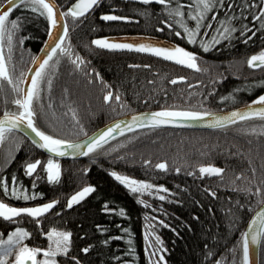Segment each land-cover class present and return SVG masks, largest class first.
Returning <instances> with one entry per match:
<instances>
[{
  "label": "trees",
  "instance_id": "1",
  "mask_svg": "<svg viewBox=\"0 0 264 264\" xmlns=\"http://www.w3.org/2000/svg\"><path fill=\"white\" fill-rule=\"evenodd\" d=\"M56 1L66 11L75 0ZM192 2L194 0H180L186 16ZM244 2L251 4L252 0ZM3 3L4 0H0V4ZM228 3H234L235 8H227ZM240 3L241 0H224V7L213 9L215 19L209 12L206 20L212 23L202 25L195 43H188L183 29L174 20L171 21L174 30L167 27L164 21L168 20V15L162 11L158 0H150L147 5L142 0H100L83 17L73 20L69 16L65 43L71 44L73 53L79 54L83 63L77 69L73 64L75 55L71 59L61 57L51 89L46 81L42 84L40 103L44 107L41 110L37 105V126L76 140L130 112L164 107L199 109L201 104L210 111H220L251 103L264 94V83H261L264 65L252 67L247 59L264 49V31L260 29L259 20H251L252 12L258 10L259 0L256 9L247 11L243 20H240V13L244 11ZM145 10L147 15L142 14ZM102 13L129 19L104 20ZM225 13L234 16L237 24H249L245 36H251V40L242 38L237 28L231 39L213 41L218 20ZM17 16L23 18V24L13 44L12 58L7 61L13 77L26 73L47 36L48 27L46 18L30 8L17 6L10 17ZM188 23L193 26L195 22L188 18ZM176 31L181 35L177 36ZM123 33L150 34L173 40L197 53L199 67L192 69L154 54L109 49L91 43L100 36ZM20 36L25 37L22 44L18 42ZM201 40L209 44L207 51L201 47ZM3 51L7 57V46ZM93 70L99 72V79ZM176 76L186 79L173 83ZM0 83L3 85L0 114L6 109L16 111L17 106L11 103L14 98L11 85L6 81ZM117 90L119 101L114 98ZM108 91L114 95L106 102L103 97ZM230 93L235 96L234 101L220 100ZM69 109L75 110V119ZM253 126L256 132L243 131ZM262 126L264 120L255 117L217 129L159 127L132 131L84 158L59 160L61 176L58 182L47 180L42 165L37 166L33 175L26 174L25 162L36 158L45 162L48 156L22 134L13 131L0 143V176L6 178L9 188L14 175L15 184L30 197L33 192L43 195L24 201L6 196L0 188V200L11 205H29L57 199L58 204L43 214L40 225L27 214L11 220L0 218V237L6 238L8 231L23 227L30 233L25 240L28 245L47 247L48 238L43 233L55 227L71 233L69 251L66 255L57 254L58 264H76L73 256L82 264H118V261L120 264L124 261L148 264L144 233L146 223H150L163 240L167 264H216V261L234 264L237 257L240 264L242 250L234 246L252 213L260 206L257 201L261 197L239 189L251 187L254 192L259 186L264 191ZM162 161L167 168L157 169L155 165ZM201 164H212L224 171L201 174ZM177 168L180 170L176 171ZM112 171L163 184L168 191L160 190L158 195L152 192L134 194L111 175ZM85 184H92L94 191L66 207L68 197ZM137 196L147 204L139 203ZM160 196L165 199L161 200ZM105 207L109 211H105ZM121 208L125 210L123 216L119 212ZM146 216L151 217L147 222ZM159 220H163L164 225H160ZM125 229L132 234L131 246L127 243ZM89 245V251L83 252L82 249ZM260 264H264V238L260 246Z\"/></svg>",
  "mask_w": 264,
  "mask_h": 264
},
{
  "label": "snow or ice",
  "instance_id": "2",
  "mask_svg": "<svg viewBox=\"0 0 264 264\" xmlns=\"http://www.w3.org/2000/svg\"><path fill=\"white\" fill-rule=\"evenodd\" d=\"M147 5L150 0H142ZM162 5V11L167 13L168 20L164 23L169 29L174 30V25L171 21H175L179 25L186 36L188 43H195L198 38V33L202 29V25L207 23L209 26L212 21L206 20L209 12H211L213 18H216V13L213 9L224 7V0H194L189 3L187 16L184 13V5L180 3V0H158ZM98 3V0H75L71 6L67 7L66 11H61L59 6L55 3V0H4L3 4H0V81H6L11 85V92L14 94V98L11 103L17 106L16 111L5 110L3 115L0 116V143L7 139V134L14 130L21 129L25 125L27 129H30L34 133L32 138V144L38 146L40 149H46L49 153L46 162L40 158H36L31 162H25L23 167L26 174L33 175L34 170L38 165H42L46 171L47 180L49 182H58L61 176V164L59 159L54 157L63 156H75L77 153L81 155H88L94 153L96 149H99L102 144L107 143L112 138L113 132L117 135L122 131H129L131 127L142 128L145 126L157 127L160 125H169L182 123L189 120H200L204 123L211 125L212 127L225 128L228 125H235L237 121L244 122L252 117H259L264 120V94L256 97L249 105L243 108L233 109L226 113L212 112L200 105L199 109L179 108V107H164L158 111H152L149 113H137L132 115L131 118L125 122L116 120L103 130H98L87 143L83 141L77 142L69 138L68 136H60L55 132H48L41 127L37 126V105L42 110L44 105L40 103L42 100V84L46 81L48 89L52 87V77L55 72V68L60 63L61 57L66 56L69 59L73 55L76 59L73 61L75 68L79 69L83 63V58L77 53H73L70 43H65L68 39V23L67 18L70 16L75 20L76 18L83 17L85 13H88L90 9ZM21 5L25 8H30L38 14L43 16L47 21V35L48 39L44 42V48L41 50L42 55H36L32 57V62L35 65L34 69H31L30 76L25 75L23 72L16 77H13L12 73L7 67V61L11 60V53L13 51L14 41L17 39V33L22 27L23 18L17 16L11 18L10 14L13 9ZM257 0H252L251 4L241 0L240 8L243 9L240 13V20H243L247 11L256 9ZM227 8L234 9V3H228ZM142 14L147 15V11ZM104 20H127V16H115L111 14H103ZM188 18H191L195 23L190 26ZM251 20L260 22V29L264 31V0H259L258 10L252 12ZM240 29V36L246 41L251 40V36H245V33L249 32V24L236 23L234 16L225 13L223 18L218 20V26L215 29V35L212 37L215 43H219L223 39H231L233 33ZM161 30L162 29H158ZM205 31L207 29H204ZM175 34L180 36L181 33L176 31ZM252 36H255V32H252ZM25 37L20 36L18 42L22 44ZM143 39V38H141ZM114 38L103 37L99 39H93L91 41L94 45H100L109 49H137L140 52L153 53L158 57H164L169 61H175L180 65H187L192 69H198V55L194 51H189L179 44H169L168 46H159L157 42H143V43H128V42H113ZM8 48V56L4 55V47ZM201 47L207 51L209 44L201 40ZM258 62V63H256ZM247 64L252 67H259L264 65V49H261L258 53L253 54L247 59ZM96 78H100L99 72L93 70ZM186 79L184 76H176L173 79V83L177 80ZM24 80H30L29 83L23 84ZM264 83V81H261ZM191 87V86H189ZM3 91V85L0 83V92ZM114 95L113 92L108 91L105 93L104 101H109ZM115 100L119 101L120 96L118 90L114 96ZM225 99L235 100V96L231 93L225 97L221 96L220 100ZM259 103L261 106L254 107L253 105ZM51 107V104H49ZM72 112L73 118H76L75 110L69 109ZM80 131L83 132V126L80 125ZM245 132H256L255 126L243 129ZM261 131H264V126L261 127ZM25 135H28L25 132ZM17 141V146H19ZM83 145V146H82ZM148 163L147 160L144 161ZM157 169H166L167 165L163 161L155 165ZM180 169L177 168L176 171ZM88 171L87 168L84 169ZM199 171L204 173H216L220 174L224 169L216 167L212 164L199 165ZM255 172V169H253ZM111 175L115 177L117 181L124 184L129 191L134 194H143L145 192H152L153 195H158L160 190L167 192L163 184H153L146 179H136L128 175L112 171ZM240 175V174H237ZM13 185L9 188L6 183V178L0 176V188L3 189L6 196L17 197L24 201L42 196V193L33 192L30 197L26 191H22L21 187L15 184V176L12 177ZM35 187V181H33V188ZM155 190V191H153ZM253 195H258L261 198L257 201L260 205V209L251 217L250 222L247 225V230L240 233V237L237 240V244L234 248H240L242 250L241 264H249L250 245H257L262 243L264 238V191L261 187L257 186L253 192L251 187L246 189H239ZM94 191L92 184H85L78 191L74 192L67 199L66 207H71L74 203L82 200L89 193ZM213 196L216 195L211 189H208ZM161 200L165 199L164 196L159 197ZM138 202L141 204H147V201L137 196ZM107 203V202H106ZM58 204L57 199L49 200L45 203H37L33 206H10L4 200H0V218L5 220H11L12 218H18L20 214H27L29 217L34 218L36 225L41 224L43 214L47 213L54 205ZM244 207V205H240ZM105 211H109L105 207ZM120 215H125V210L121 208L119 210ZM150 216H146V222L150 220ZM17 222H19L17 220ZM163 220H159L160 225H164ZM100 227V226H97ZM102 230V229H101ZM128 234L127 243L132 245L131 232L125 229ZM48 238L47 247H30L27 243H24L25 238L30 236V233L23 227H15L13 230L7 232V238L0 237V264H58L56 259L57 254H67L71 246L70 231L57 229L51 227L47 233H43ZM154 238V240L150 239ZM144 242L148 245L149 261L148 264H167L163 253L166 250L161 237L152 229L150 223H146V231L144 233ZM107 243V241H104ZM91 245L84 247L83 252L87 253ZM133 255L134 249L130 247ZM42 253L43 258H37V254ZM9 256L14 258L9 261ZM76 264H82L75 256L72 257ZM118 264L120 262L118 261ZM123 264H129L128 261H124ZM216 264H220V261H216Z\"/></svg>",
  "mask_w": 264,
  "mask_h": 264
},
{
  "label": "water",
  "instance_id": "3",
  "mask_svg": "<svg viewBox=\"0 0 264 264\" xmlns=\"http://www.w3.org/2000/svg\"><path fill=\"white\" fill-rule=\"evenodd\" d=\"M100 0H98V3H99ZM75 2V1H74ZM73 2V3H74ZM55 3L59 6V9L61 11L62 8L60 7V5L58 4V2L55 0ZM97 3V4H98ZM96 4V5H97ZM95 5V6H96ZM19 6V5H17ZM71 6V5H70ZM94 6V7H95ZM92 9L89 10V12L91 11ZM87 14V13H85ZM84 14V15H85ZM103 37H108V38H114V41L113 42H128V43H143V42H157L159 44V46H168L169 44H179L173 40H170V39H167V38H164V37H161V36H157V35H150V34H140V33H123V34H113V35H104V36H100L96 39H99V38H103ZM143 38V39H141ZM48 39V35L46 36L44 42ZM44 42L43 44L41 45L40 49L38 50L37 54L36 55H42V49L44 48ZM181 47H184L183 45L179 44ZM100 46V45H98ZM103 47V46H102ZM185 49L188 50V48L184 47ZM126 50H132V51H139L137 49H126ZM150 54H153V53H150ZM155 55V54H154ZM164 58V57H163ZM166 59V58H165ZM175 62V61H173ZM258 63V62H256ZM35 65L33 64V62L30 64L29 68L27 69L25 75H28L30 76L31 72L30 70L31 69H34ZM30 80H24L23 81V84H27L29 83ZM250 103H247V104H243V105H239V106H236V107H233V108H229V109H224V110H220V111H212V112H217V113H226L228 111H231L233 109H237V108H243L247 105H249ZM254 107H259L261 106L259 103L253 105ZM159 109H148V110H141V111H135V112H130V113H127V114H124V115H121L119 117H116L110 121H108L107 123L101 125L100 127H98L97 129L93 130L91 133L79 138V139H76L74 141H77V142H81L83 141L84 143H87L88 139H90L98 130H103L104 128L108 127L111 123L115 122L116 120H121V121H125L127 122L132 115H135L137 113H149V112H152V111H158ZM2 114H0V116H2ZM252 118H255V117H252ZM250 119V118H249ZM240 121H237L236 123H238ZM229 126V125H228ZM159 127H165V128H177V129H191V130H205V129H217L218 127H212L211 125H208L206 123H204L203 121H200V120H189V121H185V122H182V123H176V124H169V125H160V126H157V127H150V126H145V127H142V128H136V127H131V129L129 131H122L120 132L119 135L116 134V132L114 131L113 132V135H112V138L109 139L107 141L110 142L124 134H127L129 132H132V131H137V130H141V129H147V128H159ZM15 132H18L20 134H22L26 139H28L30 141V143L32 144V138L34 137V133L31 132L30 129H27V126L25 125L23 128L21 129H17V130H14ZM25 132L28 133V135H25ZM106 144V143H105ZM33 145V144H32ZM104 145V144H102ZM101 145V146H102ZM35 146V148H37L40 152H42L43 154L45 155H49L48 151L46 149H40L38 148V146L36 145H33ZM83 146V145H82ZM86 155H81L79 153H77V155L75 156H63V157H54L56 159H59V160H73V159H81V158H84ZM260 209V206L252 213L251 217L253 215H255L256 212H258ZM251 217L250 219L248 220L247 224H246V227L244 229V231L247 230V225L248 223L250 222L251 220ZM260 246L261 244H257V245H250V255H249V264H260Z\"/></svg>",
  "mask_w": 264,
  "mask_h": 264
},
{
  "label": "rangeland",
  "instance_id": "4",
  "mask_svg": "<svg viewBox=\"0 0 264 264\" xmlns=\"http://www.w3.org/2000/svg\"><path fill=\"white\" fill-rule=\"evenodd\" d=\"M111 15H115V14H111ZM116 16V15H115ZM10 110V109H9ZM46 162V161H45ZM217 167V166H216ZM5 202V201H4ZM7 203V202H6ZM9 204V203H8ZM10 206H17V207H23V206H33V205H35V204H29V205H11V204H9ZM7 238V237H6ZM5 238V239H6ZM150 239H152V240H154V238H150ZM25 240H26V238H25ZM24 243H26L25 241H24ZM30 246V245H29ZM30 247H33V246H30ZM165 247V246H164ZM146 249H148V245H146L145 246V252H146V254H147V256H148V251H151V249H148V251H146ZM163 255H164V253H163ZM240 256H242V251H241V253H240ZM14 258V256H9V261H11L12 259ZM37 258L39 259V258H43V254L42 253H38L37 254ZM165 258V257H164ZM148 259H149V256H148ZM166 261V260H165ZM234 264H239V260H238V257H237V259H235V262H234ZM241 264V263H240Z\"/></svg>",
  "mask_w": 264,
  "mask_h": 264
}]
</instances>
